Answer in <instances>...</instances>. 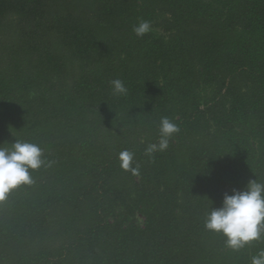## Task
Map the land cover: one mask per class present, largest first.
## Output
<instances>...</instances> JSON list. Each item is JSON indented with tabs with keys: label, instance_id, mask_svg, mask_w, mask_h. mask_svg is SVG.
Here are the masks:
<instances>
[{
	"label": "trees",
	"instance_id": "1",
	"mask_svg": "<svg viewBox=\"0 0 264 264\" xmlns=\"http://www.w3.org/2000/svg\"><path fill=\"white\" fill-rule=\"evenodd\" d=\"M139 1L96 0L108 26L132 32L102 38L101 17L48 19L45 0H0V28L14 14L23 45L0 66V106L16 97L20 123L37 128L11 135L0 111V147L35 143L50 162L0 201V264H249L264 248L233 252L204 227L225 193L264 181V0L213 13L193 11L195 0ZM151 3L164 34L137 37L129 22ZM114 78L126 95L113 94ZM199 87L210 89L203 106ZM48 109L54 123L40 129ZM164 116L179 132L146 155ZM125 149L138 172L120 167Z\"/></svg>",
	"mask_w": 264,
	"mask_h": 264
},
{
	"label": "clouds",
	"instance_id": "2",
	"mask_svg": "<svg viewBox=\"0 0 264 264\" xmlns=\"http://www.w3.org/2000/svg\"><path fill=\"white\" fill-rule=\"evenodd\" d=\"M132 30L137 37H143L152 31V24L149 20L140 19ZM110 85L114 95H126L128 92L120 78L112 79ZM177 132V124L167 116L161 117L159 140L147 145L146 155L166 150L170 137ZM134 156L127 149L120 152V167L138 172V168L133 167ZM49 163L44 159L43 149L35 143L16 141L11 149L0 147V201L5 200L18 186L33 183L30 169L36 170ZM204 227L221 234L226 247L237 253L252 247L253 242L264 241V181L251 179L244 189H233L232 194L225 193L221 206L207 212ZM249 264H264V248L250 255Z\"/></svg>",
	"mask_w": 264,
	"mask_h": 264
},
{
	"label": "rangeland",
	"instance_id": "3",
	"mask_svg": "<svg viewBox=\"0 0 264 264\" xmlns=\"http://www.w3.org/2000/svg\"><path fill=\"white\" fill-rule=\"evenodd\" d=\"M127 1L131 2L132 0H127ZM195 1L198 2L200 5L198 6V8L197 7L193 8V11L200 13V12H203V10L206 11L208 9L209 13H213L221 9L223 5L229 0H195ZM137 2L140 3L139 0H137ZM149 6H150L148 8L149 12L147 13L146 11L145 15L142 18V19L149 20L152 24V31L149 33L154 34V35L164 34L159 27L154 25V21H151L150 19H148L154 14V12L155 13L157 12L158 7L153 3H151ZM45 9L47 11L46 15L48 19H55L60 14L66 15L68 13H72V14H78L82 16L85 20H87L91 24H95L96 20L101 17V20L98 22L99 24L96 25V28L102 38H109V37L117 38L119 36L126 37V36H131L132 34V32L124 33V31H120L118 33L115 31V29L108 26L106 23V20L104 19V15L97 14L96 0H45ZM91 12L96 13L92 15L94 16L93 19H90V16H89V13ZM188 14L189 16L193 15L191 11H189ZM16 18L17 17L14 14H9L6 18L7 20L6 24H4L0 28V66L1 67L4 64V62H6L5 61L6 58L12 52L13 49L23 48V45L18 43L16 39V35H15ZM190 18H194V17L190 16ZM117 21L119 22L118 18H117ZM138 21L139 19L137 18L136 20L129 22V24L131 25V26L129 25V28L133 29V26L137 24ZM48 38L50 39L51 37L48 36ZM227 83L228 81L226 80V84ZM224 91L225 90H223V92ZM208 92H210V89H207L206 92H205V89L204 91H202V87H199L197 89L198 100L201 106H203V102L205 100L209 99ZM28 96L30 97V94H25V98ZM15 99L16 97L12 98L9 101L2 102L0 106L1 107L0 111H1V116L3 120V124L5 125L6 131L11 133V135L17 133L19 134L18 137H20L22 136V134L27 133L29 130H31L32 132L36 131L37 128H36V125L31 126V123L34 124V120H30V118H27V120H25V123H20L21 120L19 118L18 112H21V108L23 109L24 105L21 102L14 103ZM48 107H50V105H45V109ZM49 110L50 109L45 111L44 115L39 114V116L40 115L41 116L39 117V121H37V123H39L38 126L40 129L48 128L51 126V124L54 123V121L49 119L47 116ZM16 113L18 114L17 116H16ZM211 124H213L212 121L209 122L210 126H212ZM11 142L12 140H10L9 143ZM252 146H255V144L252 143ZM182 159L184 158L180 157L179 161ZM132 220L140 227L144 225V218L141 214H135Z\"/></svg>",
	"mask_w": 264,
	"mask_h": 264
}]
</instances>
